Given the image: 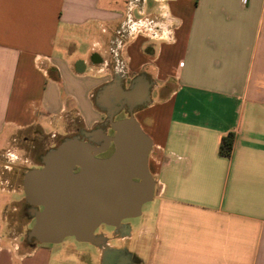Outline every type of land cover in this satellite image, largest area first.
<instances>
[{
  "label": "crops",
  "instance_id": "obj_1",
  "mask_svg": "<svg viewBox=\"0 0 264 264\" xmlns=\"http://www.w3.org/2000/svg\"><path fill=\"white\" fill-rule=\"evenodd\" d=\"M130 112L155 188L140 252L125 250L138 264H264V0H0V154L76 124L101 146L103 120ZM98 243L76 264H98ZM40 245L58 244L19 253L0 215V264H51Z\"/></svg>",
  "mask_w": 264,
  "mask_h": 264
},
{
  "label": "water",
  "instance_id": "obj_2",
  "mask_svg": "<svg viewBox=\"0 0 264 264\" xmlns=\"http://www.w3.org/2000/svg\"><path fill=\"white\" fill-rule=\"evenodd\" d=\"M111 125L115 134L105 137L104 145L90 133L86 139L65 138L45 153L42 167L25 173L23 191L35 217L29 241L61 244L73 237L95 243L99 227L121 228L124 221L140 217L143 206L153 200L151 138L132 112ZM112 144L111 156H97Z\"/></svg>",
  "mask_w": 264,
  "mask_h": 264
},
{
  "label": "rangeland",
  "instance_id": "obj_3",
  "mask_svg": "<svg viewBox=\"0 0 264 264\" xmlns=\"http://www.w3.org/2000/svg\"><path fill=\"white\" fill-rule=\"evenodd\" d=\"M164 117L165 121L167 116L164 115ZM117 118L119 117L117 116L115 121ZM76 125L77 130L72 131L70 134H66L59 143L68 137L80 136L81 138H84L79 134L80 126L78 124ZM110 125L111 124L109 123V126L106 128H100L107 130L111 135L112 132L110 130ZM146 129L148 128L146 127ZM31 138L37 142L36 151L31 150L30 143L25 142V140L20 137L13 142V146L10 150L4 152V154H0V215L3 221L4 235L7 242L17 246L18 251L21 254L29 252L32 249V245L38 244V242L29 241L28 239V232L35 224V220H33L28 214L29 208L32 205L26 201L23 191V178L27 171L36 168V165L40 163L39 158L45 155V153L52 148L54 141H56L47 135L41 137L32 136ZM152 211V202L147 203L143 206L142 216L123 222V226L130 222L134 225L132 239L125 242L118 239L120 235H116L114 229H99L97 233H95L97 238L100 237L102 233H107L108 236L107 240L101 241V239H99L100 246H105L107 250L104 253L99 251L96 252V257L100 259V262H98L101 263L104 258H109L108 260L110 261L111 259L110 263L112 264H138L136 257L128 253L125 248L133 253L140 252V249H138L139 230L142 224L149 220ZM127 229L128 228H124V235L128 233ZM40 246L51 249V258L48 257L49 260H51V264H76L79 261L78 258H80V256H78L79 254L90 253V251L91 253L95 252V248L92 245L79 243L72 237L66 238L64 242L56 246ZM117 248L118 251H114L115 249L117 250ZM108 252L112 254L111 258L108 257L109 255H106ZM104 263H106V261H104Z\"/></svg>",
  "mask_w": 264,
  "mask_h": 264
},
{
  "label": "flooded vegetation",
  "instance_id": "obj_4",
  "mask_svg": "<svg viewBox=\"0 0 264 264\" xmlns=\"http://www.w3.org/2000/svg\"><path fill=\"white\" fill-rule=\"evenodd\" d=\"M107 126H109V122H103V124H100L99 126H98V128H100V127H104V128H106ZM110 130H111V134L112 135H114L115 134V132L110 128ZM110 133V132H109ZM79 134L82 136V137H86V133H84V131L82 130V129H80L79 130ZM91 138H94V136L92 135L91 136ZM32 147H31V150H34V151H36L37 150V142L35 141V140H33L32 142ZM58 145V143H53V145H52V148H54V147H56ZM113 148V144L110 146V148L107 150V151H105V152H103V153H100L99 155H97L98 157H100V158H106V157H109V156H111L112 154H113V152H114V150H111ZM50 150V149H49ZM110 152V153H109ZM108 153V154H107ZM44 156V155H43ZM43 156H41L39 159H40V163H38L37 165H36V168H40V167H42V157ZM33 169V168H32ZM80 171V169H77L75 172L77 173V172H79ZM40 210H42L43 208L42 207H40L39 208ZM28 214L31 216V218L33 219V220H35L34 219V217H33V212H32V206H30V208H29V212H28ZM132 220V219H131ZM101 228H103V229H114V232H115V234L116 235H122V234H124V228H127V226L125 225V226H123V228H118V229H116V228H114V227H109V226H107V225H102L101 227H99V229H101ZM99 229H97V231L99 230ZM97 231H96V233H97ZM102 234H105V233H102ZM73 238V237H72ZM75 239V238H74ZM76 240V239H75ZM78 242V241H77ZM98 245H100V243H98Z\"/></svg>",
  "mask_w": 264,
  "mask_h": 264
},
{
  "label": "trees",
  "instance_id": "obj_5",
  "mask_svg": "<svg viewBox=\"0 0 264 264\" xmlns=\"http://www.w3.org/2000/svg\"><path fill=\"white\" fill-rule=\"evenodd\" d=\"M234 139L235 136L233 134H229L222 139L220 144V155L224 157H230L232 155Z\"/></svg>",
  "mask_w": 264,
  "mask_h": 264
}]
</instances>
